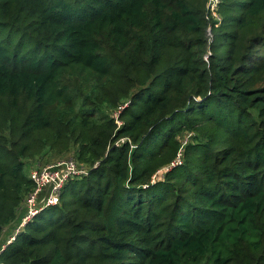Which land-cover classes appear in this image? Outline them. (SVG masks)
I'll use <instances>...</instances> for the list:
<instances>
[{
    "label": "trees",
    "instance_id": "16d2710c",
    "mask_svg": "<svg viewBox=\"0 0 264 264\" xmlns=\"http://www.w3.org/2000/svg\"><path fill=\"white\" fill-rule=\"evenodd\" d=\"M207 7L0 0V264H264V0Z\"/></svg>",
    "mask_w": 264,
    "mask_h": 264
},
{
    "label": "built area",
    "instance_id": "2783aa9c",
    "mask_svg": "<svg viewBox=\"0 0 264 264\" xmlns=\"http://www.w3.org/2000/svg\"><path fill=\"white\" fill-rule=\"evenodd\" d=\"M220 2L221 0H208L207 10L214 17L218 16L217 7ZM118 123H121L119 119ZM177 163H181V154L174 164ZM87 174L88 169L84 166H78L76 161L72 159L58 161L57 163L49 164L32 171L31 178L36 184V189L28 197V211L23 218L22 225H24L46 206L58 203L61 190L69 178L75 176H85ZM44 191H47L46 195H42ZM17 230L19 231V229ZM15 238L16 235H11L9 243H11ZM5 248L6 246H4L2 250Z\"/></svg>",
    "mask_w": 264,
    "mask_h": 264
},
{
    "label": "rangeland",
    "instance_id": "374dc122",
    "mask_svg": "<svg viewBox=\"0 0 264 264\" xmlns=\"http://www.w3.org/2000/svg\"><path fill=\"white\" fill-rule=\"evenodd\" d=\"M37 170L36 168H33L32 171ZM16 229H9L8 231H6L2 237L0 238V248L7 246L9 244V240H10V236L13 235L14 231Z\"/></svg>",
    "mask_w": 264,
    "mask_h": 264
},
{
    "label": "water",
    "instance_id": "95a60500",
    "mask_svg": "<svg viewBox=\"0 0 264 264\" xmlns=\"http://www.w3.org/2000/svg\"><path fill=\"white\" fill-rule=\"evenodd\" d=\"M17 233H18V230H15L13 234L16 235Z\"/></svg>",
    "mask_w": 264,
    "mask_h": 264
}]
</instances>
